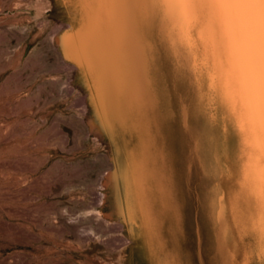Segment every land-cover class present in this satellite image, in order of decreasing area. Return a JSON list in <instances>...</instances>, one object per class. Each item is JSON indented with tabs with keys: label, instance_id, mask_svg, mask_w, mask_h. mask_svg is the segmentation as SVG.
I'll list each match as a JSON object with an SVG mask.
<instances>
[{
	"label": "rangeland",
	"instance_id": "rangeland-1",
	"mask_svg": "<svg viewBox=\"0 0 264 264\" xmlns=\"http://www.w3.org/2000/svg\"><path fill=\"white\" fill-rule=\"evenodd\" d=\"M142 1L160 103L136 185L145 175L153 208L180 214L177 231H165L161 248L130 233L114 211L106 177L116 146L94 126L82 71L56 44L79 24L78 0H0V264H157L165 252L179 264H264V243L249 226L256 205L234 208L245 159L224 93L219 24L215 36L204 22L192 29L189 72L188 44L171 45L163 9ZM162 148L174 167L173 199L162 193L170 185Z\"/></svg>",
	"mask_w": 264,
	"mask_h": 264
},
{
	"label": "bare ground",
	"instance_id": "bare-ground-1",
	"mask_svg": "<svg viewBox=\"0 0 264 264\" xmlns=\"http://www.w3.org/2000/svg\"><path fill=\"white\" fill-rule=\"evenodd\" d=\"M78 3L81 8L79 24L65 29L57 37L56 44L65 61L75 64L82 71L95 106L94 126L104 130L116 146L113 170L106 177V185L112 191L114 211L124 218L130 233L143 234L147 243H159L161 248H165V231L169 236L174 234L180 214L174 211L170 217L164 208H153L147 199L150 188L145 184V175L139 177L140 185H136L140 146H148L159 129V101L154 90V52L145 37L144 21L141 22L143 1L78 0ZM163 12L162 31L169 35L171 45L177 46L183 41L189 46L184 57L190 72L196 64L192 29L182 28L179 21H172ZM209 29L215 36L214 25ZM220 38L227 53L222 77L224 93L233 110L238 112L239 85L233 78L230 64L232 44L227 35H220ZM235 116L237 122L238 117ZM162 174L170 184L162 193L172 198L174 167L171 155L165 150L162 151ZM252 203L255 205L254 201ZM257 220L258 214L250 218V228H255ZM155 224H158L157 229ZM157 264L179 263L171 252H165L164 257L157 259Z\"/></svg>",
	"mask_w": 264,
	"mask_h": 264
},
{
	"label": "snow or ice",
	"instance_id": "snow-or-ice-1",
	"mask_svg": "<svg viewBox=\"0 0 264 264\" xmlns=\"http://www.w3.org/2000/svg\"><path fill=\"white\" fill-rule=\"evenodd\" d=\"M172 21L186 29L219 24L220 34L232 44L231 70L239 85L237 128L245 159L240 201L255 202V230L264 243V0H148ZM203 31L202 29H200ZM248 198V199H246ZM223 211V210H221Z\"/></svg>",
	"mask_w": 264,
	"mask_h": 264
}]
</instances>
